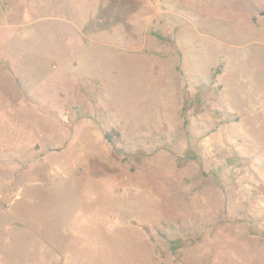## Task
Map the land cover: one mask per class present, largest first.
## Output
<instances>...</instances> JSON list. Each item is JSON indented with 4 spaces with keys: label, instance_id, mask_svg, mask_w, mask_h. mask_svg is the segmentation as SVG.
<instances>
[{
    "label": "rangeland",
    "instance_id": "obj_1",
    "mask_svg": "<svg viewBox=\"0 0 264 264\" xmlns=\"http://www.w3.org/2000/svg\"><path fill=\"white\" fill-rule=\"evenodd\" d=\"M0 264H264V0H0Z\"/></svg>",
    "mask_w": 264,
    "mask_h": 264
},
{
    "label": "trees",
    "instance_id": "obj_2",
    "mask_svg": "<svg viewBox=\"0 0 264 264\" xmlns=\"http://www.w3.org/2000/svg\"><path fill=\"white\" fill-rule=\"evenodd\" d=\"M107 139H110V138L107 136Z\"/></svg>",
    "mask_w": 264,
    "mask_h": 264
}]
</instances>
